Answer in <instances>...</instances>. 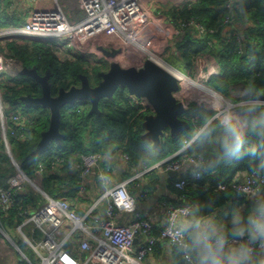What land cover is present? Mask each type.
Masks as SVG:
<instances>
[{"label":"trees","instance_id":"16d2710c","mask_svg":"<svg viewBox=\"0 0 264 264\" xmlns=\"http://www.w3.org/2000/svg\"><path fill=\"white\" fill-rule=\"evenodd\" d=\"M13 1L0 0V28L26 23V14L13 9ZM169 14L173 18L171 25L174 28L193 20L206 31L199 33L196 28L189 27L177 36L169 31L166 46L168 64L193 78L200 56L208 54L215 59L219 68L218 73L211 75L205 82L209 88L233 99H236L232 94L237 89L242 91L253 83L264 92V0H245L244 12L234 15L224 11L223 0H193L171 8ZM56 44L52 39L6 37L0 39V53L21 68H35L41 76L48 74L52 96H56L61 88L69 90L71 87H79V77L82 75L88 78L91 87L100 82L99 71L102 67L107 69L104 61L71 50H63V58L60 46ZM0 95L8 127L5 137L12 159L27 176L34 179L38 174L41 189L52 198L66 199L71 205L81 200L77 195L76 164L83 155H101L107 143L118 145L122 153L129 156L128 167L140 164L144 154L141 124L144 117L151 114V110L145 105L136 104L126 89L118 88L111 98L100 100L98 114L90 113L88 100L61 108L60 142H51L41 149H38V143L41 133L48 129L50 112L39 105L26 106L21 101L24 96H41L40 86L28 76H7L0 79ZM202 109L196 104L190 105L189 112L184 115L187 117L188 129L177 137L164 134L157 146L158 155L148 166L179 150L180 139L187 135L193 125L192 119ZM14 115H18V121L12 119ZM248 168L249 162L243 160L222 165L197 179L190 174L173 178L168 182V189L176 196L171 205L182 207L211 198L215 201L218 218L227 220L234 208L243 207L247 203L246 197L234 192L230 184L242 174L248 173ZM14 173L15 168L0 134V186H4L7 178ZM180 179L186 180L184 189L175 188V182ZM158 181L157 169H152L147 172L146 184L142 189L151 192ZM220 184L226 185V189L219 190ZM19 198L21 200L16 208L6 214L0 211V227L8 234L13 233L24 219L23 210L35 211L46 202L31 188H27ZM24 231L30 235V230ZM160 231L161 227L153 225L152 233L156 237H159ZM163 242L166 241L158 239L155 242L150 256L157 259L161 257ZM17 244L31 264L38 263V258L22 238L17 240Z\"/></svg>","mask_w":264,"mask_h":264},{"label":"built area","instance_id":"2783aa9c","mask_svg":"<svg viewBox=\"0 0 264 264\" xmlns=\"http://www.w3.org/2000/svg\"><path fill=\"white\" fill-rule=\"evenodd\" d=\"M65 1L73 2L78 7L79 13L73 12L72 20L65 12L66 6L63 5ZM52 2L53 5L50 8L32 11L24 25L0 28V39L14 36L52 40L64 38L69 40L71 47H75L77 44L76 48L81 51L94 45L95 48L102 47L108 51L120 49L122 54L125 53L124 58H129L135 53L131 49L134 47L140 51V54H146L145 59L156 63L159 61L175 73L176 77L180 79H177L179 90L175 96L184 107L196 104L204 108L205 105H202L200 101H205V99H202L197 91L191 90V87L187 88L182 85V78L195 81L198 84L201 78L204 89L208 90L210 94L218 93L205 83L211 75L217 74V71L211 73H202L201 71L199 75L192 78L165 62L160 54L149 50L140 43L143 25L148 21V14L142 8V0H52ZM227 20L228 18L225 21ZM189 27L196 28L199 33L206 31L202 25L193 20L181 23L179 27H172L170 31L172 35L177 36ZM210 32L212 31L210 30ZM124 58H122V64L119 63L124 66L123 68L128 62L124 61ZM100 60L108 63L106 59ZM11 63L15 62L11 59L6 60L0 53V74L8 72ZM17 65L19 66L17 74H20L22 68L19 64ZM140 66H142V62L136 68H140ZM190 90L194 91L197 97L189 96ZM132 99L135 103H139V101L136 102V98L132 97ZM140 103L148 106L144 100ZM12 119L18 121L19 117L14 115ZM184 119L187 117L184 116ZM193 121L194 119H192ZM7 128L0 95V134L6 152L15 168V173L7 178L5 185L0 186V211L6 214L12 208H16L21 200L19 195L23 194L27 188L35 190L45 198V204L37 210L32 212L23 210L24 219L15 227V232L26 241L36 254L37 264H145L148 256L152 253L155 242L158 239L167 242L168 237L171 236L169 224L174 222L177 216L183 214V208L186 205L174 207L169 204L167 206L159 237H156L152 233L153 223L137 209L135 197L128 187L133 180L142 176L143 172L104 190L90 202L83 214H78L68 200L48 196L39 185L38 174L33 179L20 169L9 151L5 137ZM180 156L183 155L177 150L164 160L147 166L144 173L152 169L161 170L167 174L179 172L178 169H181L185 161L193 159L192 156L176 159ZM121 160L129 165L127 154L122 153ZM101 163V155L98 153L81 156L80 162L76 164L78 197L85 198V179L94 170H97L98 178L101 171L104 170ZM192 177L197 179L193 175ZM248 183V173H244L236 178L230 187L234 192L245 197L244 193L247 192ZM186 184L185 179H180L174 185L177 189H184ZM218 188L225 190L226 185L220 184ZM101 204L105 206L104 218L96 215V209ZM120 213L129 215L128 220L124 223L116 221V217ZM27 226H30V235L24 231ZM0 232L8 237V233L2 227H0ZM137 238L140 239V244L135 248L134 244ZM67 243L72 244L70 251L64 248Z\"/></svg>","mask_w":264,"mask_h":264},{"label":"clouds","instance_id":"9594fccd","mask_svg":"<svg viewBox=\"0 0 264 264\" xmlns=\"http://www.w3.org/2000/svg\"><path fill=\"white\" fill-rule=\"evenodd\" d=\"M229 14L242 13L245 0H223ZM139 163L145 168L158 155L154 141H143ZM181 155L191 154L181 169L199 178L222 165L247 160V203L218 218L213 199L194 201L169 224L171 236L165 250L173 264H264V92L253 83L238 98L212 93L197 114L191 129L179 142ZM122 151L104 145V170L98 176L103 189L111 184L109 173L119 167Z\"/></svg>","mask_w":264,"mask_h":264},{"label":"water","instance_id":"95a60500","mask_svg":"<svg viewBox=\"0 0 264 264\" xmlns=\"http://www.w3.org/2000/svg\"><path fill=\"white\" fill-rule=\"evenodd\" d=\"M96 50L108 61L109 67L105 72L98 73L100 82L91 87L86 76L79 77L80 86L71 87L69 90L59 89L56 96L51 95V84L49 75H39L35 68H22L20 74L31 77L41 88V96L21 97L26 106L39 105L47 108L50 112L48 129L41 133L38 149L47 146L51 142L59 143L61 134L59 132L60 111L66 105H73L79 101L88 100L90 113L98 114L99 101L111 98L118 89H126L131 97L144 100L151 110V114L144 117L141 124L143 134L142 140L151 138L155 146L160 145L164 134L177 137L188 129L184 115L190 107H184L177 100L175 93L178 92L177 79L156 62L144 59L140 68H123L119 64L118 56L122 54L120 49L105 50L97 47ZM176 177L178 172H169ZM67 251L72 248L71 243L64 245ZM163 264V263H156Z\"/></svg>","mask_w":264,"mask_h":264},{"label":"crops","instance_id":"0c3cea01","mask_svg":"<svg viewBox=\"0 0 264 264\" xmlns=\"http://www.w3.org/2000/svg\"><path fill=\"white\" fill-rule=\"evenodd\" d=\"M32 1L14 0L12 3V8H16L15 10L18 13L21 12L26 14L25 20H27L32 11L47 9L53 5L52 0H50V3L48 4L44 0H34V2ZM190 1L193 0H142V8L148 14V21L143 25V35L140 38V43L143 44L149 50L158 52L162 59L164 57L163 60L165 62H167L166 58L169 55L166 51L168 39L161 36V34L169 32L172 28L171 23L173 18L172 16H170L169 11L173 7H180ZM36 3L37 5H39L38 9L35 8ZM158 33H160V35ZM76 49V47L69 46L67 50H71L73 52L80 51L79 49ZM138 53H140V51H138ZM128 59L129 58L126 57L124 58V61H128ZM201 71L202 73H211L213 71H219L218 65L212 56L208 54L200 56V59L197 61L194 78L199 75ZM102 163L100 165L104 168V162L102 161ZM144 170L145 167L143 165L139 164L138 166L128 167L127 164L120 160L119 167L113 169L111 173H109V175L111 176V184L108 186V188L118 182L129 180L136 174L143 172L142 176L133 180L130 185H128V187L131 190L133 196L135 197L137 209L141 212L144 217L148 218L155 227L160 228L166 216L167 206L171 204V202H174L176 200V196L174 195V193L168 189V182L173 178L186 176L187 174L183 173L182 171H179L176 177H172L169 174L162 172L161 170H157V175L159 178L158 183L151 192H146V194H144V190L142 188L145 186L147 180V173H144ZM85 187V198H82L75 204L72 203V208L78 214H83L90 202H92L97 196H99L104 190H106L101 188L99 184L97 178V170H94L85 179ZM104 207V204H101L96 209V215L100 218H104L105 216ZM128 218V214L120 213L116 217V221L119 223H124L126 220H128ZM27 227L29 228L25 229L29 232L30 226ZM35 236H37V234H35ZM21 238L22 237L15 231L11 234H8V237L0 232V264H31L28 257H26V255L22 252V250L17 244V240ZM24 242L26 246L30 248L25 240ZM139 244L140 239L137 238L135 240L134 247L136 248L137 246H139ZM165 244L166 242H163L161 245V257L157 259L154 258L153 255H149L147 260L145 261V264H173L171 261V257L165 250Z\"/></svg>","mask_w":264,"mask_h":264},{"label":"rangeland","instance_id":"374dc122","mask_svg":"<svg viewBox=\"0 0 264 264\" xmlns=\"http://www.w3.org/2000/svg\"><path fill=\"white\" fill-rule=\"evenodd\" d=\"M32 1V0H31ZM44 1H46V3L48 4V3H50V0H44ZM32 2H34V0L32 1ZM38 3V2H37ZM37 3L35 4L36 6H35V8L36 9H38L39 8V5H37ZM71 3V4H70ZM70 3H68L67 1H65V2H63V5L64 6H66L65 7V12H66V14L68 15V17H69V19L70 20H72L73 18H72V14H73V12H75V14H77V13H79V10H78V7H77V5L75 4V3H73V2H70ZM74 20H76V19H74ZM168 32H166V33H164V34H161V36H163L164 38H167L168 37V34H167ZM159 35H160V33H158ZM159 38V37H158ZM57 44H58V46H60V54H61V57H65V53H64V51L63 50H67L68 48H69V46H70V42H69V40H66V39H64V38H62V39H55L54 40ZM56 44V45H57ZM75 44V43H74ZM76 46L75 47H77V44H75ZM96 46L94 45L93 47H91V46H89L86 50H84V51H82L81 52V50L79 51L80 53H83V54H86V55H88V56H93L94 57V59L95 60H97V59H105L97 50H96V48H95ZM131 49L135 52L134 54H132L130 57H129V59H128V62H126L125 63V68H129V67H136V66H138L142 61H143V59H145V57H146V54L144 55V54H140V53H138V51L136 50V48L134 49V47H131ZM130 49V50H131ZM61 50H62V52H61ZM76 50H78V49H76ZM142 51V50H141ZM158 51H159V49H158ZM143 53V52H142ZM158 53V52H157ZM124 56H125V53L123 52V54H121V55H119L118 56V58H119V63L120 64H122V58H124ZM126 58V57H125ZM163 59H164V57H163ZM108 65V64H107ZM101 66V65H100ZM122 67H124V66H122ZM18 69H19V66L17 65V64H15V63H11V66H10V69H8V72H3V73H1L0 74V79H4V78H6L7 76L9 77V76H14V75H16L17 73H18ZM179 69V68H178ZM106 71V67H102V69L99 71V73L100 72H105ZM195 82V81H194ZM199 84H201V85H203L204 83L201 81V78L199 79ZM189 86V85H188ZM187 88H190V86L189 87H187ZM191 90H195L194 88L192 89V87H191ZM190 90V94H189V96H191V97H197L196 96V94L194 93V91H191ZM196 91V90H195ZM198 93V92H197ZM240 94H241V90L240 89H237V91H235L232 95L235 97V98H238L239 96H240ZM198 95L202 98V99H205V97H206V95H204L203 93L202 94H200V93H198ZM188 96V97H189ZM200 102H202L201 104L202 105H206L207 104V102H208V100L207 99H205V101L203 100V101H200Z\"/></svg>","mask_w":264,"mask_h":264},{"label":"bare ground","instance_id":"6f19581e","mask_svg":"<svg viewBox=\"0 0 264 264\" xmlns=\"http://www.w3.org/2000/svg\"><path fill=\"white\" fill-rule=\"evenodd\" d=\"M141 52L144 53V51H141ZM118 60H119V58H118ZM157 63L162 68H164L166 71H168L171 75H173L176 79H178L176 77L175 73L167 65H165L163 63H160L159 61ZM178 80H180V79H178ZM181 82L183 83L182 85H184L185 87H189L190 86V87L194 88L197 92H199L201 94L203 93L204 95H206L205 99H209L211 94L209 93L208 90L204 89L202 85H199L198 83H195L193 81H190V80H187V79H184V78L181 79Z\"/></svg>","mask_w":264,"mask_h":264},{"label":"flooded vegetation","instance_id":"af4514ba","mask_svg":"<svg viewBox=\"0 0 264 264\" xmlns=\"http://www.w3.org/2000/svg\"><path fill=\"white\" fill-rule=\"evenodd\" d=\"M105 64H106V66H107V69H108V67H109V64H108V63H106V62H105ZM107 64H108V65H107ZM107 69H106V70H107ZM135 100H136V102H137V101H139V103H136V104L143 105L142 103H140V102H142L143 100H139V99H135ZM145 106H146V105H145ZM147 107H148V106H147Z\"/></svg>","mask_w":264,"mask_h":264}]
</instances>
